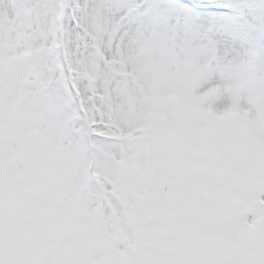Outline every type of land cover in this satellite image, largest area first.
Wrapping results in <instances>:
<instances>
[{
  "label": "snow or ice",
  "instance_id": "obj_1",
  "mask_svg": "<svg viewBox=\"0 0 264 264\" xmlns=\"http://www.w3.org/2000/svg\"><path fill=\"white\" fill-rule=\"evenodd\" d=\"M264 0H0V264H264V118L215 111Z\"/></svg>",
  "mask_w": 264,
  "mask_h": 264
},
{
  "label": "clouds",
  "instance_id": "obj_2",
  "mask_svg": "<svg viewBox=\"0 0 264 264\" xmlns=\"http://www.w3.org/2000/svg\"><path fill=\"white\" fill-rule=\"evenodd\" d=\"M262 33L259 23H255L250 32L248 46L243 48L242 58L234 68L233 77L226 86L234 90V96L226 104L213 107L215 111H224L236 107L251 113L257 118H264V51L261 50L260 41ZM219 91V87H215ZM243 93L244 102H240Z\"/></svg>",
  "mask_w": 264,
  "mask_h": 264
},
{
  "label": "rangeland",
  "instance_id": "obj_3",
  "mask_svg": "<svg viewBox=\"0 0 264 264\" xmlns=\"http://www.w3.org/2000/svg\"><path fill=\"white\" fill-rule=\"evenodd\" d=\"M250 38V33L235 31L229 36V42L237 49L245 48L248 46V41ZM261 50L264 51V38L260 41ZM233 77V72L231 70L221 71L214 70L208 75L203 84V89L207 90L209 87H219L218 93L211 99L213 107L219 106L221 104H226L234 96V90L226 87ZM240 102L243 104L244 97L243 93L240 94Z\"/></svg>",
  "mask_w": 264,
  "mask_h": 264
}]
</instances>
